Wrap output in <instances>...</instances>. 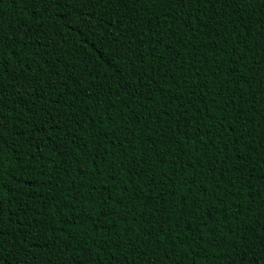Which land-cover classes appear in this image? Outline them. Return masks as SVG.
Wrapping results in <instances>:
<instances>
[{
  "label": "trees",
  "instance_id": "trees-1",
  "mask_svg": "<svg viewBox=\"0 0 264 264\" xmlns=\"http://www.w3.org/2000/svg\"><path fill=\"white\" fill-rule=\"evenodd\" d=\"M0 264H264V0H0Z\"/></svg>",
  "mask_w": 264,
  "mask_h": 264
}]
</instances>
